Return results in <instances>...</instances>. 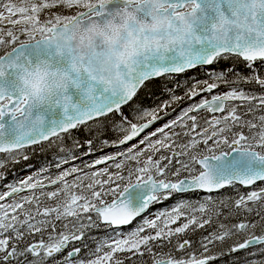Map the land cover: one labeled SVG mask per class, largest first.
I'll return each mask as SVG.
<instances>
[{"label": "snow or ice", "instance_id": "1", "mask_svg": "<svg viewBox=\"0 0 264 264\" xmlns=\"http://www.w3.org/2000/svg\"><path fill=\"white\" fill-rule=\"evenodd\" d=\"M220 260L264 264V0H0V264Z\"/></svg>", "mask_w": 264, "mask_h": 264}, {"label": "trees", "instance_id": "2", "mask_svg": "<svg viewBox=\"0 0 264 264\" xmlns=\"http://www.w3.org/2000/svg\"><path fill=\"white\" fill-rule=\"evenodd\" d=\"M238 65L243 66L242 64H238ZM213 67H227V64H225V62L222 61L219 65H214ZM243 71H246V69H244ZM199 73H204V69L196 68L190 72H187L186 74L173 77L172 79L184 82L185 80H187L184 77L188 74H193L195 78L197 77L200 79L205 78L204 75H199ZM165 87H169V88L172 87V83H170L166 79H157L153 81L148 86V88L140 92L139 94L140 98L143 100V103L145 105H152L154 103H159L161 99L168 98L167 95L163 91ZM182 91H183L182 88L178 89L177 94H180ZM74 135L77 136L80 140H84L85 138H87V133L84 132L83 130L74 133ZM106 149H107L106 147H102L101 144L97 143L95 145V150L91 155L83 156L82 160L76 161L75 163L82 166V163L90 162L91 157L95 156L96 154H100L104 152ZM32 150H33V153L29 155L30 159L27 162L22 161L21 163L16 164L15 166L9 165V171L5 178L4 183L14 182V179L19 176L20 171L23 169H26L28 172L35 171L36 169L40 168L42 165L46 166L49 164V162L54 161L56 159V156H55L56 149L55 148H48L47 146H44V147L36 146V147H33ZM228 192L231 194V190L228 189ZM227 194L228 193L226 191H223L222 193H218L216 196L217 198H219L221 196H226ZM187 196H190V195H187ZM177 198L178 197L174 196L172 199H169L168 201L160 205H163V207L171 205L173 201L176 200ZM157 205L156 206L154 205L150 210L156 209ZM134 222H135L134 225H136L137 220ZM93 234H96V233H93ZM198 238H199V233H197L194 239H198ZM219 250H220L219 247H217L213 249V252L218 253ZM238 255H241V253H239ZM233 258L234 257H228L227 259L231 260ZM217 264H225V260L217 261Z\"/></svg>", "mask_w": 264, "mask_h": 264}, {"label": "rangeland", "instance_id": "3", "mask_svg": "<svg viewBox=\"0 0 264 264\" xmlns=\"http://www.w3.org/2000/svg\"><path fill=\"white\" fill-rule=\"evenodd\" d=\"M228 64H231V62H228ZM236 67H237V69L240 70V71H243V70L245 69L244 66H241V65H236ZM199 75H204V73H199ZM184 78H185V79H189V78L195 79V77H194L193 74H188V75H186ZM203 79H204V78H203ZM221 91H223V89H221ZM196 99H199V97H197ZM182 107H183V106H182ZM179 108H180V107L177 108V112L179 111ZM174 115H175V113H171L169 116L164 117L163 119H161V120H160L159 122H157L156 124L151 125V126L149 127V129L144 133V135H146L148 132L153 131L156 127L161 126V125H162L163 123H165L168 119L173 118ZM141 138H142V137H141ZM131 143H137V141L134 140V141H132ZM128 146H130V145L121 146V147H119V148H118V147H112V146H106L107 149H106L104 152H102V153H100V154H96L95 156L91 157L90 160L96 159V158H98V157H100V156H102V155H105V154L115 153V152H117V151L123 150V148H126V147H128ZM115 148H116V149H115ZM32 153H33V150L30 149V151H29V155H31ZM104 166H106V165H103V166H100V167H104ZM29 173H30V172H28L26 169H23V170L20 171L19 177L27 176ZM11 183H12V182H11ZM203 195H204V194H201V195H199V196L203 197ZM214 195H216V193H215ZM187 198L195 199L196 196H194V197H187ZM160 208H164L163 205H161L159 208H156V209H160ZM156 209L151 210V211L154 212V211H156ZM138 222H139V220H137L136 223H138ZM134 227H135V226H134Z\"/></svg>", "mask_w": 264, "mask_h": 264}, {"label": "flooded vegetation", "instance_id": "4", "mask_svg": "<svg viewBox=\"0 0 264 264\" xmlns=\"http://www.w3.org/2000/svg\"><path fill=\"white\" fill-rule=\"evenodd\" d=\"M182 106H185V105H180V106H178V107H182ZM177 107V108H178ZM125 146V145H124ZM116 149V148H115ZM101 166H103V165H101ZM125 175H126V172L124 173ZM223 191H226L228 194L227 195H229L230 193L228 192V189H225V190H222L221 192H219V193H222ZM157 205V204H156ZM155 205V206H156ZM151 211V210H150ZM147 214V213H146ZM139 219H142V217H140V218H137V220H139ZM132 225H134V223L132 224ZM131 225V226H132ZM244 255V253H241V255L240 256H243Z\"/></svg>", "mask_w": 264, "mask_h": 264}, {"label": "water", "instance_id": "5", "mask_svg": "<svg viewBox=\"0 0 264 264\" xmlns=\"http://www.w3.org/2000/svg\"><path fill=\"white\" fill-rule=\"evenodd\" d=\"M148 129H149V128H148ZM148 129H147V130H148Z\"/></svg>", "mask_w": 264, "mask_h": 264}, {"label": "bare ground", "instance_id": "6", "mask_svg": "<svg viewBox=\"0 0 264 264\" xmlns=\"http://www.w3.org/2000/svg\"><path fill=\"white\" fill-rule=\"evenodd\" d=\"M156 124V123H155Z\"/></svg>", "mask_w": 264, "mask_h": 264}]
</instances>
